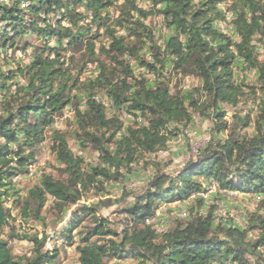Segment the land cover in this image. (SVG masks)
Returning a JSON list of instances; mask_svg holds the SVG:
<instances>
[{
  "label": "trees",
  "instance_id": "obj_1",
  "mask_svg": "<svg viewBox=\"0 0 264 264\" xmlns=\"http://www.w3.org/2000/svg\"><path fill=\"white\" fill-rule=\"evenodd\" d=\"M224 4L234 33L219 27ZM174 76L199 85L172 86ZM67 108L70 129L55 128ZM195 115L212 122L210 138L171 172L154 155ZM46 139L58 173L22 189L14 177ZM140 161L154 169L144 189L101 197ZM205 184L264 193V0H0V264H60L59 240L75 245L76 264H264V197L240 227L218 218ZM185 201L188 215L164 231L149 221ZM22 240L30 247L18 252Z\"/></svg>",
  "mask_w": 264,
  "mask_h": 264
},
{
  "label": "rangeland",
  "instance_id": "obj_2",
  "mask_svg": "<svg viewBox=\"0 0 264 264\" xmlns=\"http://www.w3.org/2000/svg\"><path fill=\"white\" fill-rule=\"evenodd\" d=\"M144 6H147L146 3H143ZM229 4L222 5V9L226 12H231L229 8ZM148 21L158 29L159 32H166L165 27L162 25L161 17L158 15L150 16ZM230 32V31H229ZM232 32V31H231ZM21 56V53L17 54ZM15 64V61L12 63ZM254 77V76H252ZM179 84V88H192L194 86L199 85V81L194 77H180L174 76L171 85L175 86ZM250 106V107H249ZM245 110H249L251 108H255L253 104L243 105ZM228 117L232 115V109L228 108ZM73 117V113L66 112L62 119L57 120L53 126L57 129H70L68 125V119ZM121 119L123 120L125 125H131L135 122V118L127 115L126 113L120 114ZM141 121L140 119H137ZM212 129V122L209 118L195 115L194 123L187 129L185 135H179L172 139L170 143V148L168 151H159L158 154L154 155L159 158L164 159V163L170 161L171 165H164L166 169L171 172L176 173L178 169H180L185 163L190 161L193 158L197 157V152L200 147H202L210 138V132ZM250 131H253V127H250ZM50 131L47 132V134ZM48 137V135H46ZM70 145L76 153L81 154L88 162H97L98 153L90 148L79 150L77 145L73 140L70 141ZM43 172H48L53 174V176L57 175V164L50 153L48 148V139H46L45 144H43V148L39 152L37 162L30 166V172L27 175H19L14 177V180L18 182L19 187L22 189H27L37 184L43 178ZM125 177L124 179H120L117 181H111L108 183V191L107 193H103L101 197L103 198H117L121 196V194L127 191L139 192L144 189L146 184L152 178L154 169L151 165H146L143 161H140L138 164H135L133 169L130 171H124ZM206 190L200 193L202 197L205 198L208 205L217 204L218 208L216 214L218 218H223L226 222L231 225H237L240 227H246L248 213L257 209L259 206V201L262 197H264V193L257 192H245L240 190H228L224 191L217 188L216 184H205ZM92 194V191L89 193ZM97 197H93V199L87 200V202H92L96 200ZM172 203L163 204L157 211L156 216L152 218L151 222H156V226L159 231H164L165 228L176 218H180V216H187L189 213V207L191 206L188 202H183L181 205ZM8 205H11V202H8ZM172 205V206H171ZM117 205L111 206L107 209H104L102 213L104 215L112 216V212L116 210ZM66 220L62 221L58 224L57 228L64 227ZM17 225L21 229H29L32 228V225L35 229L42 230V226L38 223L26 224L20 223V220H17ZM52 230H49V232ZM74 234H76L74 232ZM54 242L51 241L50 247H53ZM58 245L61 249V256L59 258L60 264H76L77 260V252L75 245H64L62 240L58 241ZM14 249L18 252L27 250L30 247V243L22 240V241H14L13 242ZM135 264V261L132 259L128 260H120V261H110L108 264Z\"/></svg>",
  "mask_w": 264,
  "mask_h": 264
},
{
  "label": "built area",
  "instance_id": "obj_3",
  "mask_svg": "<svg viewBox=\"0 0 264 264\" xmlns=\"http://www.w3.org/2000/svg\"><path fill=\"white\" fill-rule=\"evenodd\" d=\"M225 15H226V19L224 21L219 22V27L224 32L232 31V33H234V31L232 30V26L230 24V21L232 20V17H233L232 12H226L225 11ZM67 111L73 113V110L71 108H67L65 110V113ZM65 113H64V115H65ZM64 115L60 119H62L64 117ZM176 203L179 204L178 202H175L174 204H176ZM48 234H49V237H48V240H47V246L49 248H51L50 247V243H51V241H53V237H54L55 232L54 231H50V232H48Z\"/></svg>",
  "mask_w": 264,
  "mask_h": 264
}]
</instances>
